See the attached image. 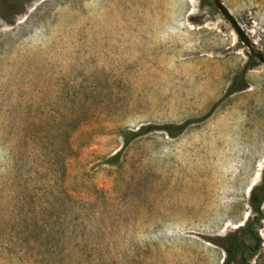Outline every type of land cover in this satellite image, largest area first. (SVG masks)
<instances>
[{
	"label": "rangeland",
	"instance_id": "1",
	"mask_svg": "<svg viewBox=\"0 0 264 264\" xmlns=\"http://www.w3.org/2000/svg\"><path fill=\"white\" fill-rule=\"evenodd\" d=\"M222 3L264 55V0ZM250 57L213 0H0V264H264Z\"/></svg>",
	"mask_w": 264,
	"mask_h": 264
},
{
	"label": "trees",
	"instance_id": "2",
	"mask_svg": "<svg viewBox=\"0 0 264 264\" xmlns=\"http://www.w3.org/2000/svg\"><path fill=\"white\" fill-rule=\"evenodd\" d=\"M249 59L251 62L254 58L250 57ZM249 65L250 64H247L241 73L240 84L244 83V74L248 70ZM240 84H237L235 86V84L233 83L232 86L230 87V89L228 90V93H233V92H236V91L243 89L244 86L242 84L241 85ZM185 126H186L185 124H181V125L166 124L163 126L148 125L139 132L127 133L125 136L126 137L125 143H128L129 141L133 140L134 138H136L140 134H147V133L154 131V130L165 131L168 133V135L174 137V136L179 135L184 130ZM263 202H264V175H263V179H262L261 183L252 187L250 190L249 205H250V209H251V212L253 213V215L257 216V218L255 219L256 222L259 221V216L261 213L260 209H261V205L263 204ZM253 220H254V218H253ZM253 220L249 223H245L242 226V228L239 230V232L247 234V232H249L251 230L252 224L254 222ZM215 243H216V245H218L224 249V251L226 252V255L228 257V261L230 263H232V264H244V263H246V260L243 256V252L247 251L248 248L247 247L246 248L241 247V245L239 243H237L236 240L233 241L231 236H225L223 238H220ZM258 247L259 246L257 245L253 249H251V250L248 249V250L250 251L251 254H254L257 251ZM238 253H240L239 258H237Z\"/></svg>",
	"mask_w": 264,
	"mask_h": 264
},
{
	"label": "water",
	"instance_id": "3",
	"mask_svg": "<svg viewBox=\"0 0 264 264\" xmlns=\"http://www.w3.org/2000/svg\"><path fill=\"white\" fill-rule=\"evenodd\" d=\"M213 3L218 12L222 15V17L231 25L236 35L238 36V39L247 49L248 54L254 59H256L259 63L264 65V55L260 52L255 43L246 36L237 21L229 13L227 8L223 5L222 0H213Z\"/></svg>",
	"mask_w": 264,
	"mask_h": 264
}]
</instances>
